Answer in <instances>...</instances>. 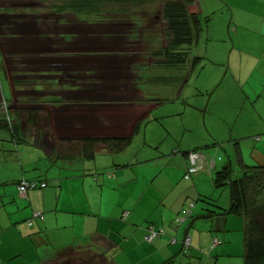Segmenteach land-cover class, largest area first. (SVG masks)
<instances>
[{
    "label": "crops",
    "instance_id": "0c3cea01",
    "mask_svg": "<svg viewBox=\"0 0 264 264\" xmlns=\"http://www.w3.org/2000/svg\"><path fill=\"white\" fill-rule=\"evenodd\" d=\"M35 1L20 25L48 18L43 34L32 35L43 47L13 63L0 46V123L8 122L0 129V264H44L84 248L112 264H211L214 239L230 256L235 243L239 254L240 216L216 207L213 218L179 227L190 205L211 199L219 166L202 160V171L184 178L195 151L180 127L194 79L185 66L194 67L184 59L189 49L169 46L163 4ZM189 10L210 17L198 40L223 44L220 61L238 67L229 76L264 94V48L255 56L249 48L264 43V0H193ZM31 112L39 120L30 122ZM24 181L47 187L19 196ZM192 209L195 216L207 208ZM149 225L164 230L153 243L145 240Z\"/></svg>",
    "mask_w": 264,
    "mask_h": 264
},
{
    "label": "rangeland",
    "instance_id": "374dc122",
    "mask_svg": "<svg viewBox=\"0 0 264 264\" xmlns=\"http://www.w3.org/2000/svg\"><path fill=\"white\" fill-rule=\"evenodd\" d=\"M12 1L0 0V46L2 42L8 43L7 45L4 44V48L10 50L11 55H7V58L14 63L21 57H27L30 52L32 53L34 50L43 47L41 42L38 43L37 47L32 44V35L34 33L37 36L41 32L46 24L45 20L48 18L41 15L40 18L34 19L36 24L28 23L26 26L27 23H24L20 25L23 22L22 15L31 13L32 4L37 2L35 0ZM43 1L47 4L53 0ZM57 3H64V0H59ZM201 17L203 20L206 18L205 15ZM27 20L30 19L28 18ZM210 22L208 25L210 24L211 26L212 23ZM210 28L213 29L214 27ZM202 32L203 30L198 32L193 41L184 45V49L190 50V52L185 54L187 61L190 62V59H192L194 67L185 66L186 74L187 69L189 74L191 70L194 73V79L188 82L185 89V93L187 92L188 96V105L185 103L186 110L182 115L183 120L180 122V127L187 128L185 141L190 144L189 146L193 147V150H195L193 152L202 153L213 160L216 159L219 170L230 159L234 160V154L239 148L245 161L250 164H264V134H262L264 125L261 119V116H264V105L262 102L264 94H259L260 97L258 99L256 98L257 94L254 92L255 97L252 98L253 95H251V99H247L244 95L245 92L250 93L251 89L257 90L254 83L251 89L250 87L246 89L247 86L245 87V85H243L245 89H241L240 83L230 77L238 69L235 61L226 57L227 61L221 62V47L223 44H215L214 46L212 40H210L209 44L204 41L205 39L198 40L201 36L199 34ZM42 34L40 33V35ZM234 42L236 45L247 44L238 36L234 37ZM225 43L228 46L232 45L231 39H228ZM249 48L255 56L263 51L264 43L257 42L254 46L249 45ZM0 52H2V49H0ZM3 53L6 55L5 51ZM194 57L197 59L195 62H193ZM4 84L6 83L4 82ZM5 98L8 100L6 95ZM5 98L3 103L6 102ZM4 108V104L0 102V113ZM256 119L259 123L253 129L251 125L256 124ZM4 121L5 123H0V129H4V126L8 123L5 118ZM2 131L0 130V132ZM257 135H259L258 140L255 138ZM202 169L199 170L202 171ZM18 194L20 196L19 191ZM210 196L215 199L217 206H226L230 201L228 188L224 190L215 189ZM196 204L199 205L197 212H202L204 208L208 209V207L202 208L205 205L203 201H198ZM4 209V207H1L0 211L3 212ZM231 247L233 256L227 255L220 245L211 251L209 247L206 252L207 255L210 252L211 259L214 261L211 264H244V249L242 246L239 254L235 253L237 250L235 243L227 249ZM107 258L106 262H103V255L84 248L61 260L79 261L78 264L83 263L84 260L90 261L92 264H112ZM201 264H208L207 258Z\"/></svg>",
    "mask_w": 264,
    "mask_h": 264
},
{
    "label": "trees",
    "instance_id": "16d2710c",
    "mask_svg": "<svg viewBox=\"0 0 264 264\" xmlns=\"http://www.w3.org/2000/svg\"><path fill=\"white\" fill-rule=\"evenodd\" d=\"M86 3H93L92 6L97 4L109 3H143V2H161L163 4L162 13L164 18L167 20V35L169 40V46L177 44L178 46L190 43L195 39L198 32L203 29V26L208 23L210 18H205L204 20L200 14L191 13L189 7L191 6L193 0H83ZM185 61L188 63L186 56ZM197 59L194 58L193 62ZM192 64V59H190ZM191 66V65H190ZM249 88V86L247 87ZM253 88V87H251ZM250 88V89H251ZM248 93L251 99V95L254 96V92ZM255 97V96H254ZM260 95L257 93L256 98L259 99ZM255 101V100H254ZM253 101V102H254ZM255 111V109H254ZM29 116V117H28ZM27 117L31 120H39L37 113H30ZM262 123L264 125V116H261ZM1 121V120H0ZM259 121L256 119V124L251 125L257 127ZM264 134V129H262ZM261 136V135H260ZM256 140L259 139L257 135ZM239 145V144H238ZM193 153V152H191ZM94 149L89 153L87 157H93ZM189 156H187L188 158ZM234 160L230 159L226 162L224 166L217 171L214 178V185L216 189H227L230 192L231 206L228 209H223L217 206L215 199L213 198H200L199 201L205 202L208 206L212 208L218 207L223 215H235L240 216L246 221V227L244 230V264H264V164L253 163L244 160L243 154L239 150L234 154ZM236 163H235V162ZM247 162V163H246ZM184 175L185 180L192 179V175L188 173ZM238 171V172H237ZM194 177V176H193ZM30 183H33L30 181ZM40 185L36 184V189ZM196 206V203H194ZM194 205H190L189 210L186 211V217L183 218V224L188 221L187 228H192L193 221H199L203 219H211L216 210H211L210 208L204 209L205 213L202 215L193 216ZM196 208V207H195ZM189 235H185L187 237ZM95 251L93 249H90ZM213 250V249H212ZM80 251V249L78 250ZM188 251H191V247L184 249L183 253L186 257L190 258ZM96 252V251H95ZM98 253V252H97ZM205 251L201 250V254ZM103 255V254H101ZM62 258L53 259V261H47L44 264H78L79 261H62ZM106 256L103 255V262H106ZM108 260H110L108 258ZM197 260V259H196ZM111 261V260H110ZM197 264H200L197 260ZM81 264H92L90 261L84 260ZM165 264H172V262H167Z\"/></svg>",
    "mask_w": 264,
    "mask_h": 264
},
{
    "label": "clouds",
    "instance_id": "9594fccd",
    "mask_svg": "<svg viewBox=\"0 0 264 264\" xmlns=\"http://www.w3.org/2000/svg\"><path fill=\"white\" fill-rule=\"evenodd\" d=\"M189 157H188V159H189V161H190V168H189V170H188V173L190 174V175H192V177L193 176H195V175H197L199 172H201L199 169H202L203 167H202V160H204V161H207L208 160V157L207 156H205L204 154H202V153H197V152H193V153H189V155H188ZM198 160V161H200V164H193L192 162L194 161V160ZM195 170V172H190L191 170ZM219 170V169H218ZM217 170V171H218ZM217 171H216V173H217ZM32 182H34V183H37V184H41V183H46V182H36V181H32ZM22 183H30V182H27V181H24V182H20L19 184H18V186H17V188L22 184ZM46 185H47V183H46ZM47 187V186H46ZM45 187V188H46ZM45 188H41L40 186L38 187V189H45ZM35 189H33V190H30V191H28L27 192V194L29 193V192H31V191H34ZM19 191V190H18ZM20 193V192H19ZM26 194V195H27ZM21 196H26V195H22V194H20ZM35 214H37V213H35ZM35 214L33 215V218H35ZM38 214H40L39 216H37L36 218H38V217H42V214L41 213H38ZM178 220V222H179V227H181L182 225H183V220L182 219H180V218H178L177 219ZM29 225H31V222L29 223ZM149 227H154L153 225H149L148 226V229H147V234H148V231H149ZM155 228V227H154ZM156 229V228H155ZM161 228H159V229H156V230H160ZM163 230V229H162ZM163 234H164V230H163ZM147 236V235H146ZM146 236H145V240H146ZM163 236V235H162ZM162 236H160V237H162ZM159 237V238H160ZM158 238V239H159ZM157 240V239H156ZM184 241H183V247H184V249H187V248H190L191 247V237L190 236H187V237H184V239H183ZM187 240H189V245L186 247V242H187ZM147 241V240H146ZM214 241H216L217 242V244L215 245L214 243H212L213 245H212V247L214 248H216V246L219 244V241L217 240V239H214L213 240V242ZM154 242V241H153ZM152 242V243H153ZM149 243V242H148Z\"/></svg>",
    "mask_w": 264,
    "mask_h": 264
},
{
    "label": "built area",
    "instance_id": "2783aa9c",
    "mask_svg": "<svg viewBox=\"0 0 264 264\" xmlns=\"http://www.w3.org/2000/svg\"><path fill=\"white\" fill-rule=\"evenodd\" d=\"M190 172H195V170H191ZM36 184L37 183H22L19 187H18V190L20 192V194L22 195H26L28 191L30 190H33L36 188ZM47 185L46 183H41L40 184V187L41 188H45ZM40 214H35V217L39 216ZM163 235V230L160 229V230H156L154 227H149V231H148V234L146 236V240L147 242L149 243H152L153 241H155L156 239H158L160 236ZM215 245L217 244L216 241L213 242ZM186 247L189 245V240H187L186 242Z\"/></svg>",
    "mask_w": 264,
    "mask_h": 264
}]
</instances>
